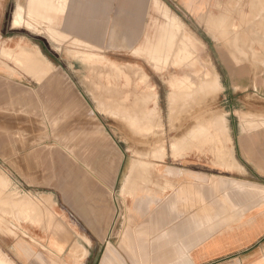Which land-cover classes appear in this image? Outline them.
Listing matches in <instances>:
<instances>
[{
  "label": "rangeland",
  "instance_id": "rangeland-1",
  "mask_svg": "<svg viewBox=\"0 0 264 264\" xmlns=\"http://www.w3.org/2000/svg\"><path fill=\"white\" fill-rule=\"evenodd\" d=\"M44 1H52V5L57 2ZM153 1L151 10L147 8L141 12L145 19L140 17L141 21L133 22V25L128 26L120 19L112 25L73 32L59 22H47L49 20L46 17L37 14L27 18L29 9H26V22L20 25L28 31H11L8 19L2 20L0 16V51L3 48L7 52L0 53V89L21 101L14 102L9 98L6 103L0 100V201L3 203L2 205L0 202V252H21L22 262L31 264L30 252L39 248L47 249L45 243L55 238L53 241L64 249L56 252L57 259L53 257L55 264H64L67 258L73 259H70L71 264H75V260L76 264H99L104 254L100 252L102 240H97L88 222L94 221L96 214L100 212L108 214L119 195L123 177L128 180V185H135L132 192L135 189L144 190L164 165L165 158L175 160L197 155L215 162L220 156L230 153L227 144L230 141L225 142V138L257 137V134L264 133V97L253 92L255 81L253 84L251 82V87L249 82H234V85L232 82H225L217 61L216 43L209 38L211 34L214 38L217 37V43H224L236 50L233 52L240 61L246 58L243 49H251L255 42H259L257 39L252 41V37H258L259 34V38L264 37V25L256 36L251 32V18L241 12L238 17H225L224 20L228 22L218 28L214 27L220 33H209V27H206L207 30L199 28L193 17L184 13L176 0H158L161 7L153 5ZM1 2L0 0V9ZM65 3L72 5L70 0H65ZM14 5L15 0H12L9 16ZM165 5L169 9V20L164 19L162 13ZM160 8L161 11L158 10ZM68 12H71V8ZM54 14L56 13H51L52 16ZM174 18L182 22L181 28L177 30L168 25ZM164 27H168L165 31L168 30L170 35H167L168 31H163ZM58 29L62 31L61 34H66L60 36ZM118 31H123L121 38ZM160 35L162 38L166 36L165 40L160 39ZM7 37L14 38L8 40ZM78 37L79 40L76 39ZM146 38H151L152 41ZM159 43L163 49H160L161 46L158 48ZM152 48L157 54H153ZM28 60L32 64L27 63ZM33 61L38 62L35 64ZM130 68L133 70H129ZM137 70L140 72H136ZM110 74L119 79L112 81L115 77L111 79L108 77ZM105 77L107 78L104 79ZM123 77L124 80L121 79ZM127 77L130 82L126 80ZM179 79L181 84L177 82ZM207 80L210 81L208 86L204 85ZM236 83L243 84V88H236ZM109 84L116 88H109L112 87ZM187 86L191 90H186ZM183 90H186L184 94ZM147 93L154 95L153 100L148 98L145 105H136L135 95L147 97ZM125 94H130L125 103L129 117L124 110H114L119 108L116 103L121 101L122 104L123 100L119 99ZM113 95L115 101H118L114 102V107L118 108H113V103L112 107L109 105V97ZM69 98L75 102L72 103ZM103 103L105 106H102ZM131 111L142 118L145 115V120L133 124L130 121ZM173 144L177 146V150L173 149ZM92 157L95 161L91 160ZM96 162L99 166L106 165V168L99 171ZM68 180L71 184L67 183ZM112 180L114 188L110 193L104 183L110 185ZM145 180L149 184H145ZM138 181L141 185L139 187ZM100 188L102 194L99 193ZM73 189L77 193L72 197L70 192ZM129 191L131 192L130 189ZM130 192L123 193V197L129 196ZM14 211H18L16 214H21V218ZM14 216L17 218H12ZM30 218H34V221ZM66 230L70 234L65 233ZM77 246L78 250H87L85 259H79L81 253L72 252ZM75 253H79L77 258Z\"/></svg>",
  "mask_w": 264,
  "mask_h": 264
},
{
  "label": "crops",
  "instance_id": "crops-1",
  "mask_svg": "<svg viewBox=\"0 0 264 264\" xmlns=\"http://www.w3.org/2000/svg\"><path fill=\"white\" fill-rule=\"evenodd\" d=\"M1 1L0 16L2 20L8 19L10 30L28 31L22 26H14L13 20L19 6L24 9L26 18L30 0H15L10 16L12 0ZM176 1L199 28L208 26L209 33H220L214 27L225 23V17L238 16L241 12L250 16L251 32L258 34L264 25V0ZM70 2L73 5L66 4L67 12L56 16L55 22L72 32L112 25L120 19L128 26L133 25L141 19V10L150 9L152 5V0ZM232 2L238 3L234 6ZM70 8L71 12H68ZM7 38L12 40L14 37ZM209 38L216 43L217 61L225 82L233 85L234 82H249L251 87L255 81L253 92L264 97V37L261 40L253 36L252 40L259 42H255L251 49L243 50L246 58L240 61L233 52L236 50L217 43V37L211 34ZM243 86L236 83V88ZM224 141H230L227 143L230 153L215 162L197 155L175 160L165 158L151 183L144 190L135 189L126 197L123 193H129L134 186L128 185L127 181L124 192L126 178L123 177L119 195L108 214L100 212L94 221L88 222L97 240H102L100 252L104 254L99 264L112 261V264H264V133L257 134V137H227ZM113 181L111 186L104 183L110 193L114 188ZM70 193L73 197L77 190ZM99 193H103L102 189ZM53 239L45 243L47 249L30 252L31 264H52L56 252L64 251ZM20 255L21 252H0V261L3 264H25ZM70 259H65L64 264H71Z\"/></svg>",
  "mask_w": 264,
  "mask_h": 264
},
{
  "label": "bare ground",
  "instance_id": "bare-ground-1",
  "mask_svg": "<svg viewBox=\"0 0 264 264\" xmlns=\"http://www.w3.org/2000/svg\"><path fill=\"white\" fill-rule=\"evenodd\" d=\"M54 1H55V0H54ZM254 1H255V0H254ZM26 2H27V1H26ZM143 2H145V1H143ZM143 2H142V3H143ZM145 3H146V2H145ZM227 3H228V2H227ZM137 4H138V3H137ZM146 4H147V3H146ZM239 4H240V3H239ZM72 5H73V4H72ZM153 5H155L156 7H159V6L161 7V3H160L158 0H154V1H153ZM236 5H237V4H236ZM138 6H139V5H138ZM141 6H142V5H141ZM234 6H235V4H234ZM66 7H67V6H66V3H65V0H57L56 4H54V5H52V1L30 0V2H29V7H28V9H29V16H27V18H28V17L31 18L32 14H34V15L37 14L38 16L46 17V19L49 20V21H47V22L54 21L55 18H56V16H58V15L63 14V13L66 12V10H67ZM257 7H258V6H257ZM230 8H231V7H230ZM138 9H139V8H138ZM225 9H226V8H225ZM133 10H135V9H133ZM150 10H151V9H150ZM158 10L161 11V8L158 9ZM128 11H129V10H128ZM143 11H144V10H143ZM52 12H55V13H56V14H54L55 17L51 15ZM135 12H136V11H135ZM141 12H142V10H141ZM146 12H147V11H146ZM157 12H158V11H157ZM254 12H255V11H254ZM162 13H163L164 19H168V20L170 19V18H169V11L167 10L166 5H165V6L163 7V9H162ZM162 13H161V14H162ZM227 13H230V12H227ZM88 14H89V13H88ZM132 14H133V13H132ZM231 14H232V13H231ZM240 14H241V13H240ZM242 14H243V13H242ZM30 15H31V16H30ZM140 15H142V14H140ZM140 15H139L138 17H140ZM143 15H144V14H143ZM38 16H37V17H38ZM248 16H249V15H248ZM253 16H254V14H253ZM141 17L144 18V16H141ZM145 17H146V15H145ZM220 17H221V16H220ZM222 17H223V16H222ZM237 17H238V16H237ZM249 17H250V16H249ZM251 17H252V16H251ZM33 18H34V17H33ZM41 18H42V17H41ZM152 18H153V17H152ZM252 18H253V17H252ZM255 18H256V17H255ZM257 18H258V17H257ZM44 19H45V18H44ZM144 19H145V18H144ZM155 19H156V17H155ZM155 19H154V20H155ZM158 19H159V18H158ZM164 19H163V20H164ZM226 19H227V17H226ZM247 19H248V18H247ZM253 19H254V18H253ZM253 19H252V21H253ZM263 19H264V17H263ZM263 19H262V20H263ZM29 20H30V19H29ZM38 20H39V19H38ZM38 20H37V21H38ZM42 20H43V19H42ZM42 20H40V21H42ZM124 20H125V19H124ZM179 20H180V19H178V18H174V19H172V22H171L170 24H168V25H169V26H173V28L177 30V28H181V26H182V24H181L182 22H180ZM232 20H233V19H232ZM249 20H250V19H249ZM45 21H46V20H45ZM144 21H145V20H144ZM155 21H156V20H155ZM174 21H175V22H174ZM210 21H211V20H210ZM214 21H216V20H214ZM219 21H220V20H219ZM223 21H224V20H223ZM226 21L228 22V20H226ZM233 21H234V20H233ZM241 21H242V20H241ZM24 22H26L25 19H24V9H23L22 7L19 6V8H18V10L16 11V14H15V16H14L13 25H14V26H17V27H20V25H23ZM124 22H125V21H124ZM124 22H123V23H124ZM217 22H218V21H217ZM221 22H222V19H221ZM249 22H250V21H249ZM43 23H45V22H43ZM71 23H72V22H71ZM155 23H157V21H156ZM218 23H219V22H218ZM240 23H241V22H240ZM242 23H243V22H242ZM247 23H248V21H247ZM26 24H27V23H26ZM29 24H30V23H29ZM38 24H39V23H37V25H38ZM51 24H52V22H51ZM215 24H216V23H215ZM258 24H259V22L257 23V26H258ZM263 24H264V23H263ZM27 25H28V24H27ZM30 25H31V24H30ZM60 25H61V24H60ZM66 25H67V24H66ZM72 25H73V24H72ZM160 25H161V24H160ZM163 25H164V22H163ZM168 25H167V26H168ZM218 25H220V24H218ZM51 26H52V25H51ZM74 26H75V25H74ZM74 26H73V27H74ZM143 26H144V24H143ZM165 26H166V25H165ZM238 26H239V25H238ZM246 26H247V25H246ZM254 26H255V25H254ZM69 27H70V26H69ZM162 27H163V26H162ZM175 27H176V28H175ZM223 27H224V26H223ZM227 27H228V26H227ZM240 27H241V26H240ZM71 28H72V27H71ZM81 28H82V27H81ZM167 28H168V27H167ZM167 28L164 27V30H163V31H165ZM217 28H218V27H217ZM225 28H226V27H225ZM238 28H239V27H238ZM242 28H243V27H242ZM242 28H241V30H242ZM263 28H264V27H263ZM60 29H61V28H60ZM60 29H58V30L60 31ZM214 29H215V28H214ZM219 29H220V28H219ZM230 29H231V28H230ZM251 29H252V28H251ZM256 29H257V28H256ZM256 29H255V30H256ZM52 30H53V29H52ZM72 30H73V29H72ZM161 30H162V29H161ZM170 30H171V29H170ZM222 30H224V29H222ZM245 30H246V28H245ZM253 30H254V29H253ZM255 30H254V31H255ZM54 31H55V30H54ZM67 31H68V30H67ZM67 31H66V32H67ZM123 31H124V30H123ZM123 31H118L119 38H121V34L123 33ZM167 31H168V30H167ZM167 31H165V32H167ZM171 31H172V30H171ZM258 31H259V30H258ZM61 32H62V31H60V36L66 34V33H65V34H61ZM90 32H91V31H90ZM113 32H114V33H117V31H113ZM214 32H215V31H214ZM221 32H222V31H221ZM230 32H231V31H230ZM55 33H56V31H55ZM91 33H92V32H91ZM91 33H90V34H91ZM168 33H169V31L167 32V35H168ZM188 33H189V32H188ZM255 33H256V32H255ZM162 34H164V33H162ZM165 34H166V33H165ZM170 34H171V33H169V35H170ZM58 35H59V34H58ZM70 35H71V34H70ZM126 35H127V34H126ZM157 35H159V33H158ZM221 35H222V34H221ZM250 35H251V34H250ZM255 35H256V34H255ZM87 36H88V35H87ZM122 36H123V35H122ZM218 36H219V34H218ZM251 36H252V35H251ZM256 36H257V35H256ZM259 36H260V34H259ZM259 36H258V37H259ZM263 36H264V35H263ZM115 37H116V36H115ZM144 37H145V36H144ZM163 37H164V35H163ZM165 37H166V36H165ZM165 37L162 38V35L159 36L160 39L162 38V39H164V40H165ZM221 37H222V36H221ZM223 37H224V36H223ZM235 37H236V36H235ZM238 37H239V36H238ZM153 38H154V36H153ZM231 38H232V36H231ZM233 38H234V37H233ZM242 38H243V36H242ZM242 38H241V39H242ZM255 38H256V37H255ZM260 38H262V37H260ZM260 38H259V39H260ZM71 39H72V38H70V40H71ZM76 39L79 40V37L76 38ZM122 39H123V37H122ZM122 39H121V41H123ZM146 39H147L148 41L151 40V38H146ZM223 39H224V38H223ZM235 39H236V38H235ZM246 39H247V38H246ZM82 40H84V39H82ZM227 40H228V39H227ZM236 40H237V39H236ZM125 41H126V39H125ZM151 41H152V40H151ZM166 41H167V40H166ZM252 41H253V40H252ZM252 41H251V43H252ZM86 42H87V41H86ZM155 42H156V41H155ZM231 42H232V41H231ZM243 42H244V41H243ZM247 42H248V41H247ZM151 43H152V42H151ZM160 43H161V42H160ZM160 43H159V47H158V48H160V46H161L162 48H160V49H163V46H162ZM162 43H164V41H163ZM234 43H235V42H234ZM91 44H92V43H91ZM228 44H229V43H228ZM236 44H237V43H235V45H236ZM18 45H19V44H18ZM88 45H90V44H88ZM92 45H93V44H92ZM124 45H125V44H124ZM131 45H132V44H131ZM149 45H150V44H149ZM153 45H154V44H153ZM98 46H99V45H98ZM127 46H128V45H127ZM227 46H228V45H227ZM236 46H237V45H236ZM99 47H100V46H99ZM99 47H98V48H99ZM121 47H122V46H121ZM137 47H139V46H137ZM146 47H147V46H146ZM155 47H156V46H155ZM229 47H230V46H229ZM229 47H228V48H229ZM20 48H21V46H20ZM22 48H23V47H22ZM122 48H123V47H122ZM230 48H231V47H230ZM8 49H9V48H8ZM14 49H16V48H14ZM14 49H13V50H14ZM103 49H104V48H102V50H103ZM129 49H130V48H129ZM139 49H140V47H139ZM152 49H153V48H152ZM234 49H235V48H234ZM2 50H3V48H2ZM2 50L0 51V53H3V54H4V53L6 52V51H4V50H6V49H4L3 52H2ZM134 50L136 51V49H134ZM134 50H133V51H134ZM142 50H143V49H142ZM156 50L159 51V49H156ZM238 50H239V49H238ZM243 50H245V49H243ZM8 51H9V50H8ZM130 51H131V50H130ZM152 51L154 52L153 54H155L156 51H154V49H153ZM152 51H151V52H152ZM241 51H242V50H241ZM245 51H246V50H245ZM10 52H12V51L10 50ZM10 52H9V53H10ZM23 52H26V51H23ZM131 52H132V51H131ZM136 52H138V51H136ZM160 52H161V50H160ZM229 52H230V51H229ZM9 53H8V54H9ZM27 53H28V51H27ZM92 53H93V52H92ZM146 53H147V50H146ZM146 53H145V54H146ZM148 53H149V52H148ZM5 54H7V52H6ZM17 54H18V53H17ZM99 54H100V53H99ZM133 54H134V53H133ZM156 54H157V52H156ZM237 54H240V53L237 52ZM242 54H243V53H242ZM0 55H1V54H0ZM12 55H13V54H12ZM149 55H150V53H149ZM149 55H148V56H149ZM233 55H234V54H233ZM7 56H8V55H7ZM19 56H20V55H19ZM24 56H25V55H24ZM24 56H23V57H24ZM27 56H28V55H27ZM91 58L93 59V57H91ZM139 58H140V57H139ZM25 59H26V58H25ZM29 59L32 60L31 58H29ZM101 59H102V58H101ZM39 61H40V60H39ZM21 62H22V59H21ZM31 62H32V61H29V60H28L27 63L30 64ZM34 62H35V61H33V63H34ZM37 62H38V61H37ZM37 62H35V64H36ZM25 63H26V62H25ZM86 63H87V62H86ZM3 64H4V63H3ZM31 64H32V63H31ZM35 64H33V67H34ZM38 64H39V63H38ZM38 64H37V65H38ZM92 64H94V63H92ZM95 64H96V63H95ZM100 64H101V67H102V63H100ZM39 65H40V64H39ZM90 65H91V63H90ZM97 65H98V64H97ZM107 65H108V63H107ZM29 66H30V65H29ZM40 66H41V65H40ZM109 66H110V64H109ZM19 67H21V66H19ZM38 67H39V66H38ZM38 67H36L35 69H37ZM44 67H45V66H44ZM89 67H90V66H89ZM91 67H92V66H91ZM97 67H100V66H97ZM101 67H100V68H101ZM110 67H111V66H110ZM118 67H120V66H118ZM164 67H165V66H164ZM31 68H32V67H31ZM31 68H30V69H31ZM39 68H40V67H39ZM39 68H38V69H39ZM42 68H43V67H42ZM94 68L96 69V67H94ZM94 68H93V69H94ZM111 68H113V67H111ZM111 68H110V69H111ZM114 68H115V67H114ZM141 68H142V67H141ZM32 69H33V68H32ZM40 69H41V68H40ZM40 69H39V70H40ZM43 69H44V68H43ZM91 69H92V68H91ZM91 69H89V70H91ZM97 69H98V68H97ZM116 69H117V68H116ZM121 69H122V67H121ZM121 69H120V70H121ZM174 69H175V68H174ZM118 70H119V69H117V71H118ZM125 70H126V69H125ZM129 70H133V69L130 68ZM175 70H176V69H175ZM34 71L37 72V70H34ZM40 71H41V70H40ZM44 71H45V69H44ZM44 71H43V72H44ZM87 71H88V70H87ZM95 71H98V70H95ZM100 71H101V69H100ZM102 71H104V70H102ZM114 71H115V69H114ZM117 71H115V72H117ZM121 71H123V69H122ZM121 71H120V72H121ZM126 71H127V70H126ZM162 71H163V70H162ZM41 72H42V71H41ZM46 72H49V71L47 70ZM89 72H90V71H89ZM89 72H88V73H89ZM93 72H94V71H93ZM93 72H91V73H93ZM98 72H99V71H98ZM108 72H109V71H108ZM110 72H112V70H111ZM115 72H114V73H115ZM118 72H119V71H118ZM118 72H117V73H118ZM136 72H138V70H137ZM136 72H135V73H136ZM139 72H140V71H139ZM139 72H138V73H139ZM163 72H164V71H163ZM198 72H199V71H198ZM201 72H202V70H201ZM12 73H13V72H12ZM100 73H101V72H100ZM100 73H99V77H98V78H100V76H101ZM103 73H104V72H103ZM112 73H113V72H112ZM117 73H115V74H117ZM124 73H126V72H124ZM138 73H137V74H138ZM173 73H174V72H173ZM202 73H203V72H202ZM207 73H208V72H207ZM44 74H45V73H44ZM44 74H42V75H44ZM47 74H48V73H47ZM47 74H46V75H47ZM94 74H95V73H94ZM94 74H93V75H94ZM105 74L108 75L109 73H105ZM128 74H129V73H128ZM133 74H134V73H133ZM137 74H136V75H137ZM208 74H209V73H208ZM46 75H45V76H46ZM107 75H106V76H107ZM118 75H119V74H118ZM138 75H139V74H138ZM209 75H210V74H209ZM209 75H208V76H209ZM95 76H96V75H95ZM104 76H105V75H104ZM122 76H123V75H122ZM125 76H127V75H125ZM128 76H129V75H128ZM140 76H141V75H140ZM140 76H139V78L141 79ZM176 76H177V75H176ZM184 76H185V75H184ZM205 76H206V75H205ZM43 77H44V76H43ZM46 77H47V76H46ZM96 77H97V76H96ZM96 77H95V78H96ZM108 77H111V74H110V76H108ZM113 77H115V76L113 75ZM113 77H111V79H112ZM119 77H120V76H119ZM136 77H137V76H135V78H136ZM98 78H97V79H98ZM106 78H107V77H105L104 79H106ZM139 78H137V79H139ZM205 78H206V77H205ZM115 79H119L118 76H117V78L115 77L114 79H112V81H114ZM121 79L124 80L125 78L123 77V78H121ZM206 79H207V78H206ZM126 80H129V77H127ZM135 80H136V79H135ZM135 80L133 81L134 83H135ZM91 81H92V79H91ZM130 81H131V80H129V82H130ZM140 81H141V80H140ZM180 81H181L180 79H179V81L177 80V82H180ZM116 82H117V81H116ZM118 82H119V81H118ZM125 82H126V81H125ZM129 82H128V83H129ZM201 82H202V80H201ZM62 83H63V82H62ZM91 83H93V82H91ZM91 83H90V84H91ZM119 83H120V82H119ZM119 83H118V84H119ZM209 83H210V81L207 80V82H205L204 85L208 86ZM60 84H61V82H60ZM93 84H94V83H93ZM100 84H102V83L100 82ZM100 84H99L98 86H101ZM126 84H127V82H126ZM180 84H181V82H180ZM62 85H63V84H62ZM109 85H110V84H109ZM124 85H125V84H124ZM124 85H123V86H124ZM133 85H134V88H135V84H133ZM175 85H176V82H175ZM198 85H199V87H201V86H200V82H199ZM201 85H202V83H201ZM64 86H65V85H64ZM93 86H94V85H93ZM110 86H112V87H109V88H113V84L110 85ZM125 86H126V85H125ZM129 86H130V84H129ZM179 86H180V85H179ZM185 86H186V85H185ZM103 87H104V86H103ZM103 87H101V89H102ZM105 87H106V86H105ZM105 87H104V88H105ZM146 87H147V86H146ZM180 87H181V86H180ZM182 87H183V86H182ZM188 87H189V86H187L186 90L190 88V87H189V88H188ZM58 88H59V87H58ZM106 88H108V87H106ZM106 88H105V89H106ZM114 88H116L115 85H114ZM114 88H113V89H114ZM124 88H125V87H124ZM192 88L195 89L194 86H192ZM173 89H174V88H173ZM183 89H184V88H183ZM2 90H4V89H0V100H2V101H4V102L7 103V100H9V98H10V100L13 99L14 102H18V101L21 102L18 98L14 97V96L11 95L10 93H9V95H8L6 91L4 92V91H2ZM95 90H96V89H95ZM109 90H110V89H109ZM109 90H108V91H109ZM115 90H116V89H115ZM115 90H114V91H115ZM186 90H183V94H184V91H186ZM189 90H191V89H189ZM100 91H101V90H100ZM102 91H104V90H102ZM121 91H122V90H121ZM95 92H96V91H95ZM109 92H110V91H109ZM187 92H188V91H187ZM189 92H190V91H189ZM102 93H103V92H102ZM115 93H116V92H115ZM120 93H121V92H120ZM133 93H134V92H133ZM150 93H151V92H150ZM150 93H149V94H150ZM178 93H181V92H178ZM97 94H98V93H97ZM105 94H106V93H105ZM110 94H111V93H110ZM113 94H114V93H113ZM117 94H118V93H117ZM139 94H140V93H139ZM147 94H148V93H147ZM149 94H148V95H149ZM72 95H73V94H72ZM93 95H94V94H93ZM121 95H122V94H121ZM141 95H142V93H141ZM141 95H140V96H141ZM143 95H145V94H143ZM179 95H180V94H179ZM146 96H147V95H146ZM176 96H177V95H176ZM93 97H94V96H93ZM97 97H98V96H97ZM106 97H107V96H106ZM129 97H130V94H127V95L125 94L124 97H122L121 99H119V100H123L124 103L122 102V104H120V103H121V101H120V103L117 104L116 102H118V101H117V100L115 101L116 98H115V95H113V96L109 97V100H110V101H109V100H108V101L110 102V104H109V102H108V104L111 105V103H113V108H115V107L118 106L119 108L117 107L118 109H114V110H115V111H116V110L118 111L119 109H120V110H124V112H126V114H127L126 116L129 117L128 112H127L128 109H127V107H126V105H125V103L128 102V100H127L126 98H129ZM135 97H136V98H135L136 105H141V104H144V102L146 101V99L150 98L149 100H151L152 98H154V95L152 94V95H149V96H147V97L144 96L145 98H144L143 96H141V97H143V98H141V97H139V96L136 94ZM67 99H68V98H67ZM69 99H70V98H69ZM72 99H73V98H72ZM130 100H131V99H130ZM133 100H134V99H133ZM152 100H153V99H152ZM70 101H71V99H70ZM72 101L75 102L74 100H72ZM72 101H71V102H72ZM102 101H103V100H102ZM73 102H72V103H73ZM105 102H106V100H105ZM114 102H115L116 105H117V106H115V107H114ZM147 102H149V101H147ZM78 103H79V102H78ZM105 104H106V103H105ZM106 105H107V104H106ZM144 105H145V104H144ZM102 106H105L104 103H103ZM107 106H108V105H107ZM111 107H112V105H111ZM124 108H125V109H124ZM154 109H155V108H154ZM137 110H138V109H137ZM106 111H107V110H106ZM106 111H105V113H106ZM153 111H154V110H153ZM107 112H108V111H107ZM119 112H120V111H119ZM139 112H140V111H139ZM107 114H108V113H107ZM129 114H130V116H131V117H130V121H132L133 124H135V123H140V122L144 121L145 118H146L145 115H144V117L142 118V117H140L139 114L137 115V113H133L132 111H131V113H129ZM141 114H144V113L142 112ZM147 114H148V113H147ZM114 116H115V115H114ZM114 116H112V117H114ZM126 116H124V117H126ZM142 116H143V115H142ZM21 117H22V116H21ZM109 117H110V116H109ZM128 119H129V118H128ZM130 123H131V122H130ZM130 123H129V124H130ZM131 127H132V126H131ZM136 127H137V126H136ZM73 128H74V127H73ZM94 131H95V130H94ZM206 131H207V129H206ZM83 132H84V131H83ZM122 132H123V131H122ZM208 133H209V132H208ZM90 134H92V133H90ZM195 134H196V133H195ZM200 134H201V132H200ZM202 134H203V133H202ZM94 135H95V133H94ZM101 135H102V134H101ZM193 135H194V134H193ZM71 136H72V135H71ZM96 136H98V134H96ZM87 137H88V135H87ZM99 137H100V134H99ZM128 138H129V137H128ZM78 139H80V138H78ZM202 139H203V138H202ZM205 140H206V139H205ZM76 141H77V140H76ZM99 141H100V140H99ZM104 141H105V139H104ZM187 141H188V140H187ZM72 142H73V140H72ZM100 142H101V141H100ZM189 142H190V141H189ZM101 143H102V142H101ZM104 143H106V142H104ZM104 143H103V144H104ZM179 143H182V142L180 141ZM188 144H189V143H188ZM105 145H106V144H105ZM173 145H174V144H173ZM176 145H177V144H176ZM103 146H104V145H103ZM174 146H175V145H174ZM174 146H173V147H174ZM184 146H185V145H184ZM188 146H189V145H188ZM190 146H192V145H190ZM175 147H176V148H175ZM175 147H174L173 149H176V150H177V146H175ZM192 147H193V146H192ZM77 148H79V147H77ZM77 148H75V149H77ZM182 148H183V147H182ZM173 149H172V150H173ZM79 150H80V149H79ZM79 150H78V151H79ZM176 150H175V151H176ZM75 151H77V150H75ZM82 151H83V150H82ZM137 151H138V150H137ZM220 151H221V150H220ZM223 151H224V150H223ZM223 151H222V152H223ZM85 152H86V151H85ZM177 152H178V151H177ZM181 152H182V151H181ZM71 154H72V153H71ZM82 154H84V153L82 152ZM93 154H94V153H93ZM93 154H92V155H93ZM151 154H152V153H151ZM155 154H156V153H155ZM175 154H176V153H175ZM90 156H91V155H90ZM38 157H39V156H38ZM87 157H88V155H87ZM94 157H96V155H94ZM100 157H101V156H100ZM98 158H99V157H98ZM141 158H142V157H141ZM92 159H93V157L91 158V160H92ZM100 159H101V158H100ZM161 159H162V158H161ZM93 160H94V159H93ZM88 161H89V160H88ZM94 161H95V160H94ZM100 161H101V160H100ZM140 161H141V160H140ZM97 162H99V161H97ZM97 162H96V163H97ZM142 162H143V161H142ZM137 163H138V162H137ZM144 163H145V162H144ZM99 164H100V163H99ZM141 164H143V163H141ZM141 164H139V166H140ZM96 165H98V163H97ZM42 166H43V165H42ZM142 166H143V165H142ZM145 166H146V164H145ZM145 166H143L144 169H145ZM98 167H99V171H102V170H104V168H106V165L102 164V165H100V166L98 165ZM137 167H138V166H137ZM134 168H135V167H134ZM131 169H132V168H131ZM131 169H130V170H131ZM136 169H137V168H136ZM138 169H139V168H138ZM141 170H142V169H141ZM146 170H147V168H146ZM0 171H1V170H0ZM38 171H39V170H38ZM138 171H139V170H138ZM144 172H145V171H144ZM1 173H2V172H1ZM129 173H130V171H129ZM133 174H134V173H132V175H133ZM1 175H2V174H1ZM138 175H139V174H138ZM144 175H145V174H144ZM134 176H135V175H134ZM141 178H142V177H141ZM143 178H144V177H143ZM145 178H146V177H145ZM2 179H3V178H1V180H2ZM234 179H235V178H234ZM4 180H5V179H4ZM4 180H3V181H4ZM126 181H128V180H126ZM131 181H132V180H131ZM134 181H135V180H134ZM0 182H1V181H0ZM7 182H8V181H7ZM138 182H140V181H138ZM144 182H145V181H144ZM144 182H143V183H144ZM146 182H147V181H146ZM3 183H4V182H3ZM67 183H68V184H71V181L68 180ZM129 183H130V182H129ZM147 183H148V182H147ZM186 183H187V182H186ZM148 184H149V183H148ZM1 185H3V184L1 183ZM126 185H127V182H125V186L123 185V186H124V188H123V189H124V192L126 191ZM185 185H186V184H185ZM134 187H135V185H134ZM155 187H156V186H155ZM157 187H158V186H157ZM159 187H160V186H159ZM161 187H162V186H161ZM7 188H8V187H7ZM0 189H1V188H0ZM67 189H68V188H67ZM162 189H163V188H162ZM180 189H182V188H180ZM163 190H164V189H163ZM178 190H179V189H178ZM2 191H3V190H2ZM179 191H180V190H179ZM72 192H73V191H72ZM126 192H127V191H126ZM129 192H130V191H129ZM131 192H132V191H131ZM1 193H2V192H1ZM8 193H9V192H8ZM10 193H11V192H10ZM177 193H178V192H177ZM184 193H185V192H184ZM0 195H2V194H0ZM3 195H5V194H3ZM6 195H7V194H6ZM8 195H9V194H8ZM8 195H7V196H8ZM15 195H17V194H15ZM184 195L186 196V194H184ZM11 196H12V195H11ZM6 199H7V198H6ZM225 200H226V199H225ZM1 201H2V200H1ZM1 201H0V202H1ZM8 202H9V201H8ZM125 202H126V201H125ZM1 203H2V202H1ZM8 204H9V203H8ZM54 204H56V203H54ZM2 205H3V203H2ZM24 206H25V205H24ZM29 206H30V205H29ZM27 208H28V207H27ZM37 208H38V207H37ZM23 209H24V208H23ZM183 209H184V208H183ZM183 209H182V210H183ZM186 209H187V207H186ZM13 210H15V209H13ZM18 210H19V208H18ZM20 210H21V206H20ZM23 211H24V210H23ZM23 211H22V212H23ZM26 211H27V210H26ZM17 212H18V211H17ZM17 212H16V213H17ZM33 212H35L34 209H33ZM215 212H216V211L214 210V213H215ZM221 212H222V211H221ZM14 213H15V211H14ZM16 213H15V214H16ZM20 213H21V212H20ZM24 213H25V212H24ZM24 213H23V215H26V214H24ZM206 214H207V213H206ZM215 214H216V213H215ZM18 215H19V213H18ZM18 215L16 214V216H18ZM20 215H21V214H20ZM20 215H19V216H20ZM129 215H130V214H129ZM213 215H214V214H213ZM132 216H133V215H132ZM211 216H212V215H211ZM12 218H17V217L14 216V217H12ZM20 218H21V216H20ZM20 218L18 217V219H20ZM24 218H26V217H24ZM24 218H23V219H24ZM127 218L129 219V217H126V219H127ZM132 218H133V217H132ZM38 219H39V218H38ZM30 220H31V221L33 220V221H34V218H30ZM132 220H133V219H132ZM21 221H23V220L21 219ZM27 221H28V219H27ZM127 221H128V220H127ZM17 222H18V221H17ZM59 222H60V221H59ZM130 222H131V221H129V223H130ZM132 222H133V221H132ZM33 223H34V222H33ZM125 223H126V222H125ZM2 224H3V223H2ZM42 224H43V223H42ZM57 224H58V223H57ZM126 224H127V223H126ZM133 224H134V223H133ZM31 225H33V224L31 223ZM40 225H41V224H40ZM58 225H59V224H58ZM129 225H130V224H129ZM53 226H55V225H53ZM56 226H57V225H56ZM62 226H63V225H62ZM42 227H43V226H42ZM57 227H58V226H57ZM54 228H55V227H54ZM43 230H44V229H43ZM53 230H54V229H53ZM64 230H65V228H64ZM132 230H133V229H132ZM17 231H19V230H17ZM62 231H63V230H62ZM62 231H61V232H62ZM66 231H67V232H65V233H69L68 230H66ZM5 232H6V231H5ZM7 232H8V231H7ZM59 232H60V231H59ZM62 234H64V233L62 232ZM69 234H70V233H69ZM60 235H61V233H60ZM67 235H68V234H67ZM124 235H125V233H124ZM69 236H70V235H69ZM78 236H79V235H78ZM15 237H16V236H15ZM70 237H71V239H72V236H70ZM82 237H83V236H82ZM82 237H81V239H82ZM125 237H126V236H125ZM127 237H129V236H127ZM130 237H131V236H130ZM71 239H70V241H71ZM81 239H80V240H81ZM63 240H65V237H64V236H63ZM63 240H62V241H63ZM126 240H127V239H126ZM65 241H66V240H65ZM82 241H84V240H82ZM88 241H89V240H88ZM34 243H35V242H34ZM65 243H66V242H65ZM65 243H64V245H65ZM67 243H68V241H67ZM69 243H70V242H69ZM75 243H76V242H75ZM66 245H67V244H66ZM75 245H76V244H75ZM77 248H78V246L76 247V249H75V247H74L75 250L72 248V250H74L73 252H79V253H81V254H79V253H75V256H76L77 254H79V259H81V260L85 259L86 255H88V254L86 253L87 250H86L85 248H84V249L82 248L81 250H78ZM79 249H80V248H79ZM72 250H71V251H72ZM69 252H70V251H69ZM71 253H72V252H71ZM54 257H55V256H54ZM55 258H56V257H55ZM74 258H75V257H74ZM76 258H77V256H76ZM56 259H57V258H56ZM71 259H72V258H71ZM79 259H77V260H79ZM49 260H50V259H49ZM107 260H108V259H107ZM11 261H12V260H11ZM72 261H73V259H72ZM108 261H109V260H108ZM80 262H81V261H80ZM83 262H84V261H83ZM53 263H54V262H52V264H53ZM60 263H61V262H60ZM72 263H73V262H72ZM112 263H113V261L110 262V264H112ZM0 264H3V263L0 261ZM15 264H16V263H15ZM75 264H76V260H75ZM78 264H79V263H78ZM82 264H83V263H82Z\"/></svg>",
  "mask_w": 264,
  "mask_h": 264
}]
</instances>
